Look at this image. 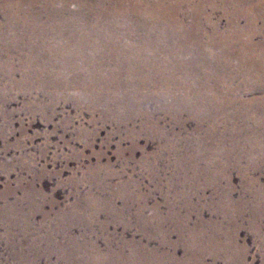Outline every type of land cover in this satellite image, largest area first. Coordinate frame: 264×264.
Wrapping results in <instances>:
<instances>
[{"label": "rangeland", "instance_id": "374dc122", "mask_svg": "<svg viewBox=\"0 0 264 264\" xmlns=\"http://www.w3.org/2000/svg\"><path fill=\"white\" fill-rule=\"evenodd\" d=\"M154 1L147 3H156L155 16L165 18L160 24L182 33L176 46L186 66L174 77L198 87L199 106L205 107L197 109L199 119L183 108L153 111L155 97L168 92V77L159 68L153 86L141 89L150 116L135 118L124 109L111 114V105L96 102L79 82L60 81L66 74L58 53L63 42L30 34V49L12 51L4 44L17 34L0 23V264H52L70 236L80 241L96 235L101 246L139 240L173 255L166 264H264V0ZM74 4L67 8L76 10ZM146 216L154 220L150 225L142 221Z\"/></svg>", "mask_w": 264, "mask_h": 264}, {"label": "bare ground", "instance_id": "6f19581e", "mask_svg": "<svg viewBox=\"0 0 264 264\" xmlns=\"http://www.w3.org/2000/svg\"><path fill=\"white\" fill-rule=\"evenodd\" d=\"M154 1V0H153ZM262 1V0H261ZM260 1V2H261ZM70 2H74L76 10L67 8ZM155 2V1H154ZM248 2V1H247ZM153 3V2H152ZM161 3V2H160ZM156 4V3H155ZM150 5L147 0H0V23L6 32H15L17 36L9 38L5 47L9 50L31 47L30 34L52 36L63 42L58 53L62 57L61 66L66 71V76L61 75L60 81L80 83L86 92H89L96 102L109 103L111 114H119L122 109L129 116H150L142 105L148 97L142 94L141 89L152 87V74L160 69L168 79L167 94L155 97L154 109L158 111L185 109L189 113L197 115V109L203 110V101L199 93H196V85L187 82L183 78L174 77V71L186 66L183 61L181 48L177 47L182 33L177 29L163 27L164 19H157L156 5ZM166 4V3H165ZM262 4V3H261ZM73 5V6H74ZM161 5V4H160ZM164 6V5H163ZM166 6V5H165ZM172 6V5H170ZM249 6V5H248ZM247 6V7H248ZM252 6V5H251ZM256 6V4H255ZM173 7V6H172ZM153 13L151 15V12ZM159 8V7H158ZM255 8V7H253ZM259 8V7H258ZM72 9V8H71ZM165 9V8H164ZM171 10V9H170ZM158 11V10H157ZM190 11V10H189ZM257 12V11H256ZM162 13V12H161ZM166 13V11H165ZM170 13V12H169ZM191 14V13H190ZM166 15V14H165ZM197 15V14H196ZM260 15V13H259ZM159 16V15H158ZM264 16V13H263ZM168 17V16H167ZM169 19V18H168ZM197 21V20H196ZM169 22V21H168ZM193 24V22H192ZM197 23H195L196 25ZM191 26V25H190ZM178 27V26H177ZM186 27V26H185ZM187 28V27H186ZM192 28V26H191ZM190 28V29H191ZM198 28V27H197ZM1 30V29H0ZM190 31V30H189ZM4 32V31H3ZM191 32V31H190ZM6 34V33H5ZM199 34V33H198ZM22 35V36H21ZM194 35V34H193ZM196 35V34H195ZM194 35V36H195ZM190 36V35H189ZM5 37V36H4ZM11 37V35H10ZM202 37V36H200ZM44 38V39H45ZM185 38V37H184ZM183 38V41H184ZM222 38V36H221ZM47 39V38H46ZM53 39V38H51ZM191 39V38H190ZM200 39V38H199ZM198 39V40H199ZM2 41V37H0ZM214 40V39H213ZM216 40V38H215ZM5 41V40H4ZM33 41V40H32ZM196 41V40H195ZM41 42V41H40ZM44 42V41H43ZM186 42V41H185ZM203 42V41H202ZM208 42V41H207ZM206 42V43H207ZM216 42V41H215ZM218 42V41H217ZM221 42V41H220ZM1 43V42H0ZM35 43V42H33ZM42 43V42H41ZM205 43V42H204ZM210 43V42H209ZM208 43V44H209ZM262 43V42H261ZM46 44V43H45ZM58 44V43H57ZM183 44V43H182ZM181 44V45H182ZM225 44V42H224ZM263 44V43H262ZM36 45V44H34ZM261 45V44H260ZM1 46V45H0ZM38 46V45H37ZM189 46V45H188ZM197 46V45H196ZM202 46V45H201ZM221 46V45H220ZM234 46V45H233ZM47 47V46H46ZM54 47V46H53ZM194 47V46H192ZM205 47V46H204ZM213 47V46H212ZM250 47V46H249ZM253 47V46H252ZM251 47V48H252ZM261 47V46H260ZM2 48V46H1ZM36 48V47H35ZM56 48V47H55ZM198 48V47H197ZM203 48V47H202ZM25 49V48H24ZM30 49V48H29ZM58 49V48H57ZM191 49V48H190ZM223 49V48H221ZM228 49V48H226ZM231 49V48H230ZM262 49V48H261ZM2 50V49H1ZM54 50V49H52ZM204 50V49H203ZM209 50V49H208ZM207 50V51H208ZM225 50V49H224ZM4 51V49H3ZM2 51V53H3ZM28 51V50H27ZM57 51V50H56ZM200 51V50H199ZM41 52V51H40ZM54 52V51H53ZM211 52V50L209 51ZM216 52V51H215ZM214 52V53H215ZM233 52V51H232ZM231 52V53H232ZM255 52V51H253ZM16 53V52H15ZM23 53V52H22ZM38 53V52H37ZM43 53V52H42ZM197 53V52H196ZM207 53V52H206ZM220 53V52H219ZM224 53V52H222ZM237 53V52H235ZM250 53V52H249ZM261 53V52H260ZM7 54V53H6ZM28 54V53H27ZM54 54V53H53ZM184 54V53H183ZM239 54V53H237ZM19 55V54H18ZM47 55V54H46ZM51 55V54H50ZM49 55V56H50ZM55 55V54H54ZM53 55V56H54ZM194 55V54H193ZM191 55V56H193ZM205 55V54H204ZM214 55V54H213ZM216 55V54H215ZM10 56V55H9ZM25 56V55H24ZM33 56V55H32ZM185 56V55H184ZM201 56V55H200ZM199 56V57H200ZM203 56V55H202ZM201 56V57H202ZM212 56V54H211ZM217 56V55H216ZM221 56V55H220ZM219 56V57H220ZM226 56V55H225ZM224 56V57H225ZM234 56V55H233ZM246 56V55H245ZM11 57V56H10ZM29 57V56H28ZM59 57V56H58ZM213 57V56H212ZM27 58V57H26ZM45 58V57H44ZM47 58V57H46ZM222 58V57H221ZM231 58V57H229ZM245 58V57H244ZM249 58V57H248ZM1 59V58H0ZM24 59V58H23ZM216 59V58H215ZM237 59V58H236ZM253 59V58H251ZM264 59V58H262ZM36 60V58H35ZM38 60V59H37ZM50 60V59H48ZM187 60V59H186ZM201 60V59H200ZM207 60V58L205 59ZM204 60V61H205ZM211 60V59H210ZM220 60V59H219ZM247 60V59H246ZM250 60V59H249ZM256 60V59H255ZM260 60V59H258ZM193 61V60H191ZM217 61V60H216ZM226 61V60H225ZM242 61V60H241ZM257 61V60H256ZM28 62V61H27ZM31 62V61H30ZM54 62V61H53ZM197 62V61H196ZM249 62V61H248ZM247 62V63H248ZM39 63V62H38ZM37 63V64H38ZM47 63V61L45 62ZM191 63V62H190ZM198 63V62H197ZM203 63V62H202ZM216 63V62H215ZM238 63V62H237ZM258 63V61H257ZM31 64V63H30ZM189 64V63H188ZM193 64V63H192ZM206 64V63H205ZM210 64V63H209ZM222 64V63H220ZM251 64V63H250ZM249 64V65H250ZM53 67L54 65L51 64ZM213 65V64H212ZM229 65V64H228ZM227 65V66H228ZM237 65V64H236ZM245 65V64H244ZM258 65V64H257ZM263 65V64H262ZM21 66V65H20ZM29 66V65H28ZM33 66V65H32ZM36 66V65H35ZM34 66V67H35ZM43 66V65H42ZM190 66V64H189ZM205 66V65H204ZM23 67V66H22ZM25 67V66H24ZM30 67V66H29ZM56 67V66H55ZM188 67V66H187ZM200 67V66H198ZM197 67V68H198ZM215 67V66H214ZM230 67V66H229ZM256 67V66H255ZM1 68V67H0ZM6 68V67H5ZM38 68V67H37ZM57 68V67H56ZM192 68V67H191ZM217 68V66H216ZM237 68V67H236ZM240 68V66H239ZM242 68V66H241ZM257 68V67H256ZM33 69V68H32ZM196 69V68H194ZM201 69V68H200ZM226 69V68H225ZM260 69V68H259ZM263 69V67L261 68ZM5 70V69H4ZM45 70V69H44ZM191 70V69H190ZM242 70V69H241ZM240 70V71H241ZM245 70V67H244ZM3 71V70H2ZM27 71V69H26ZM36 71V70H35ZM53 71V70H52ZM56 71V70H55ZM64 71V70H63ZM181 71V70H180ZM183 71V70H182ZM181 71V72H182ZM189 71V70H188ZM211 71V70H210ZM213 71V70H212ZM217 71V70H216ZM231 71V70H230ZM250 71V70H249ZM255 71V69H253ZM264 71V70H263ZM41 72V71H39ZM44 72V71H43ZM61 72V71H60ZM178 72V71H177ZM176 72V73H177ZM187 72V71H186ZM226 72V71H225ZM228 72V71H227ZM235 72V70H234ZM237 72V71H236ZM260 72V71H258ZM262 72V71H261ZM159 73V72H158ZM161 73V72H160ZM175 73V74H176ZM188 73V72H187ZM197 73V72H196ZM201 73V72H200ZM199 73V74H200ZM204 73V72H203ZM209 73V71H208ZM247 73V72H245ZM252 73V70H251ZM71 76L69 77V75ZM179 74V73H178ZM189 74V73H188ZM214 74V72H213ZM259 74V73H258ZM261 74V73H260ZM4 75V74H3ZM196 75V74H195ZM198 75V74H197ZM201 75V74H200ZM207 75V72H206ZM257 75V74H256ZM37 76V75H36ZM185 76V75H184ZM212 76V75H210ZM219 76V75H218ZM43 77V76H41ZM48 77V76H47ZM51 77V76H50ZM56 77V75L54 76ZM161 77V76H160ZM196 77V76H195ZM209 77V76H208ZM220 77V76H219ZM39 78V76H38ZM166 78V77H165ZM193 78V77H192ZM45 79V78H44ZM158 79V78H157ZM155 79V80H157ZM207 79V78H206ZM251 79V78H250ZM260 79V78H259ZM258 79V80H259ZM263 79V78H262ZM37 80V79H36ZM81 80V81H80ZM193 80V79H192ZM212 80V79H211ZM218 80V79H217ZM41 81V80H40ZM69 81V82H70ZM201 81V80H200ZM210 81V80H209ZM257 81V80H256ZM263 81V80H262ZM44 82V81H43ZM51 82V81H50ZM66 82V81H65ZM68 82V81H67ZM66 82V83H67ZM68 82V83H69ZM208 82V80H207ZM62 83V82H61ZM60 83V85H61ZM67 83V84H68ZM205 83V82H204ZM45 84V83H44ZM165 84V85H166ZM200 84V82H199ZM215 84V83H213ZM251 84V83H250ZM204 85V84H203ZM257 85V84H256ZM255 85V86H256ZM62 86V85H61ZM70 86V85H68ZM164 86V85H163ZM217 86V85H216ZM75 87V86H74ZM110 90L108 94H100L97 89ZM200 87V86H199ZM208 87V86H206ZM211 87V86H210ZM214 87V86H213ZM67 88V87H66ZM79 88V87H78ZM198 88V87H197ZM212 88V87H211ZM76 89V88H75ZM155 89V88H154ZM263 89V88H262ZM83 90V89H82ZM144 90V89H143ZM167 90V88H166ZM199 90V89H198ZM220 90V89H219ZM261 90V88H260ZM264 90V89H263ZM103 91V90H102ZM150 91V90H149ZM203 91V90H202ZM209 92L208 90H206ZM213 91V90H212ZM223 91V90H222ZM224 92V91H223ZM227 92V91H225ZM224 92V93H225ZM151 93V92H149ZM204 93V92H202ZM220 93V92H219ZM87 94V93H86ZM201 94V93H200ZM227 94V93H225ZM203 95V94H202ZM211 95V92H210ZM216 95V94H215ZM214 95V96H215ZM172 98V103L165 102L166 97ZM217 96V95H216ZM79 97V96H78ZM206 97V96H205ZM209 97V96H208ZM207 97V98H208ZM221 97V96H220ZM223 97V95H222ZM83 98V97H82ZM86 98V97H85ZM88 98V97H87ZM86 98V99H87ZM154 98V97H153ZM204 98V96H203ZM212 98V97H211ZM216 98V97H215ZM77 99V97H76ZM150 99V98H149ZM223 99V98H222ZM225 99V98H224ZM213 100V99H212ZM81 101V100H80ZM168 101V100H167ZM233 101V98H232ZM262 101V100H261ZM260 101V102H261ZM153 102V101H152ZM205 102V101H204ZM216 102V101H215ZM214 102V103H215ZM234 102V101H233ZM213 103V104H214ZM87 104V103H86ZM85 104V105H86ZM90 104V103H89ZM95 104V103H94ZM104 104V105H105ZM151 104V103H150ZM211 104V103H210ZM226 104V103H225ZM216 105V104H215ZM264 105V104H263ZM88 106V105H87ZM209 106V105H208ZM218 106V105H217ZM255 106V105H253ZM224 107V106H223ZM109 108V107H108ZM228 108V107H227ZM102 109V108H101ZM110 109V108H109ZM108 109V110H109ZM216 109V108H215ZM224 109V108H223ZM256 109V107H255ZM261 109V108H260ZM264 109V108H263ZM97 110V109H96ZM103 110V109H102ZM105 110V109H104ZM218 110V108H217ZM212 111V110H211ZM244 111V110H243ZM259 111V110H258ZM99 112V111H98ZM103 112V111H102ZM108 112V111H107ZM173 112V111H172ZM178 112V111H177ZM176 112V113H177ZM185 112V111H183ZM208 112V111H207ZM219 112V110H218ZM248 112V111H247ZM152 113V112H151ZM159 113V112H158ZM167 113V112H165ZM187 113V112H186ZM229 113V112H228ZM234 113V112H233ZM232 113V114H233ZM242 113V112H241ZM252 113V112H251ZM261 113V111H260ZM264 113V112H263ZM105 114V113H103ZM201 114V113H200ZM208 114V113H207ZM230 114V113H229ZM238 114V113H237ZM124 115V114H123ZM186 115V114H185ZM126 116V115H125ZM158 116V115H157ZM195 116V117H196ZM111 117V116H110ZM118 117V116H117ZM116 117V118H117ZM121 117V116H120ZM172 117V114H171ZM194 117V116H193ZM207 117V116H206ZM212 117V115H211ZM214 117V115H213ZM218 117V116H216ZM243 117V116H242ZM241 117V118H242ZM248 117V116H247ZM107 118V117H106ZM115 118V119H116ZM150 118V117H149ZM204 118V117H203ZM202 118V119H203ZM240 118V119H241ZM249 118V117H248ZM247 118V119H248ZM128 119V118H127ZM148 119V118H147ZM195 119V118H194ZM193 119V120H194ZM259 119V118H258ZM112 120V119H111ZM120 120V119H119ZM142 120V119H141ZM153 120V119H152ZM230 120V119H229ZM232 120V119H231ZM249 120V119H248ZM143 121V120H142ZM145 121V120H144ZM158 121V120H157ZM192 121V120H191ZM209 121V120H208ZM252 121V120H251ZM259 121V120H258ZM120 122V121H118ZM135 122V121H134ZM139 122V121H138ZM150 122V121H149ZM148 122V123H149ZM234 122V121H233ZM239 122V121H238ZM253 122V121H252ZM121 123V122H120ZM242 123V122H241ZM256 123V122H255ZM147 124V123H146ZM177 124V123H176ZM232 124V123H231ZM253 124V123H252ZM261 124V122H260ZM259 124V125H260ZM120 125V124H119ZM180 125V124H179ZM182 125V124H181ZM248 125V124H247ZM117 126V124H116ZM158 126V125H157ZM233 126V125H231ZM244 126V125H242ZM251 126V123H250ZM153 127V126H152ZM198 127V126H197ZM261 127V126H260ZM149 128V127H147ZM184 128V127H183ZM228 128V127H226ZM247 128V127H246ZM152 129V128H151ZM249 129V128H248ZM260 129V128H259ZM144 130V129H143ZM146 130V129H145ZM159 130V129H158ZM244 130V129H243ZM252 130V128H251ZM256 130V129H255ZM165 131V130H164ZM227 131V130H226ZM229 131V130H228ZM231 131V130H230ZM247 131V130H246ZM151 132H153L151 130ZM161 132V131H160ZM159 132V133H160ZM248 132V131H247ZM260 132V131H259ZM150 133V132H149ZM163 133V132H162ZM168 133V132H167ZM246 133V132H245ZM250 133V132H249ZM262 133V132H261ZM157 134V133H156ZM211 134V133H209ZM231 134V133H230ZM162 135V134H161ZM173 135V134H172ZM243 135V134H242ZM252 135V134H251ZM263 135V134H262ZM150 136V135H149ZM156 136V135H155ZM166 136V135H165ZM168 136V135H167ZM166 136V137H167ZM211 136V135H210ZM213 136V135H212ZM264 136V135H263ZM162 137H164L162 135ZM187 137V136H186ZM217 137V136H216ZM234 137V136H233ZM255 137V136H253ZM257 137V136H256ZM184 138V137H183ZM214 138V137H213ZM248 138V137H247ZM158 140L161 138H157ZM165 139V137H164ZM235 139V138H233ZM188 140V139H187ZM198 140V139H196ZM216 140V139H215ZM192 141V140H191ZM199 141V140H198ZM201 141V140H200ZM253 141V140H252ZM196 142V141H195ZM202 142V141H201ZM205 142V141H204ZM183 143V142H182ZM210 143V142H209ZM240 143V142H239ZM221 144V143H220ZM218 143V145H220ZM233 144V143H232ZM184 145V143H183ZM188 145V144H187ZM204 145V144H203ZM210 145V144H209ZM244 145V144H243ZM255 145V144H252ZM258 145V144H256ZM186 146V145H185ZM190 146V145H189ZM211 146V145H210ZM234 146V145H233ZM247 146V145H246ZM187 147V146H186ZM191 147V146H190ZM189 147V148H190ZM203 147V146H202ZM240 147V146H239ZM195 148V147H194ZM204 148V147H203ZM207 148V147H206ZM214 148V147H213ZM218 148V147H217ZM210 149V148H209ZM223 149V148H222ZM229 149V148H228ZM234 149V148H233ZM190 150V149H189ZM199 150V148H198ZM216 150V149H215ZM224 150V149H223ZM236 150V149H234ZM256 150V149H255ZM196 151V150H194ZM228 151V150H227ZM249 151V150H247ZM251 151V150H250ZM205 152V151H204ZM231 152V151H229ZM228 152V153H229ZM245 152V151H244ZM203 153V152H202ZM214 153V152H213ZM212 153V154H213ZM221 153V151H220ZM224 153V152H222ZM233 153V152H232ZM231 153V154H232ZM194 154V153H193ZM208 154V153H207ZM217 154V153H216ZM238 154V153H237ZM222 155V154H221ZM228 155V154H227ZM236 155V154H235ZM248 155V154H246ZM195 156V155H194ZM199 156V155H198ZM201 156V155H200ZM206 156V155H205ZM220 156V155H219ZM209 157V156H208ZM212 157V156H211ZM223 157V156H222ZM241 157V156H240ZM245 157V155H244ZM161 158V156H160ZM204 158V157H203ZM227 158V157H226ZM242 158V157H241ZM181 159V158H180ZM206 159V158H205ZM215 159V158H214ZM223 159V158H222ZM225 159V158H224ZM216 160V159H215ZM208 161V160H207ZM230 161V160H229ZM239 161V160H238ZM237 161V162H238ZM247 161V160H246ZM180 162V161H179ZM194 162V161H193ZM185 163V162H184ZM230 163V162H229ZM214 164V163H213ZM179 165V164H178ZM229 165V164H228ZM231 165V164H230ZM253 165V164H252ZM177 166V165H176ZM190 166V165H189ZM193 166V165H192ZM227 166V165H226ZM236 166V165H235ZM182 167V166H181ZM191 167V166H190ZM211 167V166H210ZM228 167V166H227ZM226 167V168H227ZM255 167V166H253ZM151 168V167H150ZM155 168V167H154ZM203 168V167H202ZM186 169V168H185ZM199 169V168H198ZM156 170V169H155ZM207 170V169H206ZM181 171V170H179ZM185 171V170H184ZM200 171H202L200 169ZM229 175V173H228ZM216 180V179H215ZM219 183V182H218ZM243 185V184H242ZM212 186V185H211ZM216 186V185H214ZM223 186V185H222ZM244 186V185H243ZM245 187V186H244ZM225 188V187H224ZM247 188V187H246ZM216 189V188H215ZM249 189V188H248ZM257 189V188H256ZM255 189V190H256ZM226 191V190H225ZM259 191V190H258ZM230 193V192H229ZM227 194V193H225ZM260 194V193H259ZM228 195V194H227ZM258 195V194H257ZM221 196V195H220ZM259 196V195H258ZM228 198V197H227ZM219 199V198H218ZM223 200V199H222ZM221 200V201H222ZM227 200V199H226ZM230 200V199H229ZM219 201V200H218ZM238 201V200H237ZM240 201V200H239ZM245 201V200H244ZM253 201V200H252ZM249 202V200H248ZM263 202V201H262ZM234 203V202H233ZM228 204V203H227ZM227 204L225 206H227ZM257 204V203H256ZM142 205V204H141ZM220 205V204H219ZM231 205V204H230ZM236 205V204H234ZM259 205V204H258ZM261 205V204H260ZM112 206V205H111ZM122 206V205H121ZM170 206V205H169ZM232 206V205H231ZM242 206V205H241ZM247 206V205H246ZM253 206V205H252ZM109 207V206H108ZM107 207V208H108ZM115 207V206H114ZM126 207V206H125ZM145 207V206H144ZM154 207V206H153ZM157 207V206H156ZM236 207V206H235ZM256 207V205H255ZM110 208V207H109ZM113 208V207H111ZM170 208V207H169ZM229 208V206H228ZM239 208V207H238ZM116 209V208H115ZM118 209V208H117ZM127 209V208H126ZM240 209V208H239ZM262 209V207L260 208ZM105 210V209H103ZM107 210V209H106ZM105 210V211H106ZM124 210V209H123ZM147 210V209H146ZM157 210V208H156ZM226 210V209H224ZM223 210V211H224ZM233 210V209H232ZM251 210V208H250ZM255 210V209H253ZM117 211V210H116ZM141 211V210H140ZM159 211V210H158ZM257 211V210H256ZM222 212V211H221ZM231 212V211H230ZM236 212V211H235ZM263 212V211H262ZM107 213V212H106ZM117 213V212H116ZM126 213V212H125ZM129 213V212H128ZM159 213V212H158ZM224 213V212H223ZM227 213V212H226ZM233 213V212H232ZM110 214V213H109ZM152 214V213H151ZM169 213H167V216ZM105 215V214H104ZM120 216V214H118ZM125 215V214H124ZM140 215V214H139ZM144 215V214H143ZM142 215V216H143ZM154 215V213H153ZM165 215V214H164ZM225 215V214H223ZM237 215V214H236ZM239 215V214H238ZM250 215V214H249ZM113 216V215H112ZM150 216V215H149ZM152 216V215H151ZM159 216V214H158ZM161 216V215H160ZM159 216V218H160ZM227 216V214H226ZM234 216V215H233ZM257 216V215H256ZM262 216V215H261ZM110 217V216H109ZM116 217V216H115ZM118 217V216H117ZM121 217V216H120ZM172 217V216H170ZM249 217V216H248ZM258 217V216H257ZM230 218V217H229ZM236 218V217H235ZM239 218V216H238ZM108 219V218H107ZM123 219V218H122ZM137 219V218H135ZM171 220V218H169ZM199 219V218H198ZM241 219V218H240ZM243 219V218H242ZM252 219V218H251ZM255 219V218H253ZM252 219V220H253ZM167 220V219H166ZM174 220V219H173ZM179 220V219H178ZM232 220V218H231ZM248 220V219H247ZM246 220V221H247ZM112 221V220H111ZM115 221V220H114ZM120 221V220H119ZM123 221V220H122ZM145 224L150 225L153 218H143ZM157 221V220H156ZM199 221V220H197ZM226 221V220H225ZM230 221V220H229ZM228 221V222H229ZM251 221V220H250ZM259 221V220H258ZM107 222V221H106ZM118 222V221H117ZM158 223V222H157ZM160 223V222H159ZM168 223V222H167ZM178 223V222H177ZM227 223V222H226ZM249 223V222H248ZM247 223V224H248ZM252 223V222H251ZM175 224V223H174ZM211 224V222L209 223ZM228 224V223H227ZM226 224V225H227ZM236 224V223H235ZM129 225V224H128ZM178 225V224H177ZM256 225V224H255ZM258 225V224H257ZM260 225V223H259ZM130 226V225H129ZM202 226V225H201ZM204 226V225H203ZM230 226V224H229ZM235 226V225H234ZM253 226V225H252ZM103 227V226H102ZM158 227V226H156ZM161 227V226H160ZM181 227V226H180ZM217 227V226H215ZM223 228V226L221 225ZM165 228V227H163ZM196 228V227H195ZM104 229V228H103ZM128 229V228H127ZM185 229V228H184ZM219 228H217L218 230ZM250 229V228H249ZM255 229V228H253ZM258 229V228H257ZM262 229V227H261ZM264 229V228H263ZM126 230V229H125ZM142 230V229H141ZM165 230V229H164ZM167 230V229H166ZM186 230V229H185ZM230 230V229H229ZM235 230V229H234ZM239 230V229H238ZM104 231V230H103ZM124 231V230H123ZM129 231V230H128ZM148 231V230H147ZM150 231V229H149ZM184 231V230H183ZM191 231V230H190ZM256 231V230H255ZM122 232V231H121ZM194 232V231H193ZM215 232V231H214ZM227 232V231H226ZM225 232V233H226ZM235 232V231H233ZM237 232V231H236ZM260 232V231H259ZM147 233V232H146ZM155 233H158L156 228ZM181 233V232H180ZM213 233V232H212ZM224 233V232H223ZM232 233V231H231ZM258 233V231H257ZM164 234V233H163ZM235 234V233H233ZM231 234V235H233ZM122 235V234H121ZM149 235V234H148ZM160 235V233H159ZM216 235V234H214ZM230 235V234H229ZM236 235V234H235ZM239 235V234H238ZM237 235V236H238ZM258 235V234H257ZM145 236V235H144ZM150 236V235H149ZM156 236V235H155ZM163 236V235H162ZM220 236V235H219ZM224 236V235H223ZM259 236V235H258ZM116 237V236H115ZM161 237V236H160ZM190 237V236H189ZM222 237V236H221ZM235 237V236H234ZM257 237V236H256ZM103 238V237H102ZM121 238V237H120ZM125 238V237H124ZM138 238V237H137ZM150 238V237H149ZM153 238V236H152ZM163 238V237H162ZM165 238V237H164ZM187 238V237H186ZM196 238V237H194ZM193 238V239H194ZM200 238V237H199ZM203 238V237H202ZM205 238V237H204ZM212 238V237H210ZM219 238V237H218ZM228 238V237H227ZM226 238V239H227ZM105 239V238H104ZM111 239V238H110ZM118 239V238H117ZM128 239V238H127ZM144 239V238H143ZM159 239V238H158ZM161 239V238H160ZM181 239V238H180ZM188 239V238H187ZM224 239V238H223ZM229 239V238H228ZM68 245L58 246L57 259L52 264H166L165 259L174 256H166L158 252V248H149L136 240L122 242H103L101 237L83 238L80 241L74 236L68 239ZM145 240V239H144ZM196 240V239H195ZM234 240V238H233ZM261 240V239H260ZM167 241V240H166ZM165 241V242H166ZM177 241V240H176ZM194 241V240H193ZM192 241V242H193ZM214 241V240H212ZM243 241V240H242ZM146 242V241H145ZM155 242V241H154ZM181 242V241H180ZM199 242V241H198ZM217 242V241H216ZM221 242V241H220ZM225 242V241H224ZM230 242V240H229ZM245 242V241H243ZM144 243V242H143ZM160 243V242H159ZM173 243H175L173 241ZM203 243V242H202ZM201 243V244H202ZM214 243V242H213ZM236 243V242H235ZM239 243V242H238ZM189 244V243H188ZM192 244V243H191ZM209 244V243H208ZM218 244V243H217ZM221 244V243H220ZM219 244V245H220ZM180 245V244H179ZM178 245V246H179ZM182 245V244H181ZM216 245V244H215ZM230 245V244H229ZM236 245V244H235ZM244 245V244H242ZM263 245V244H262ZM169 246V245H168ZM172 246V245H170ZM198 246V245H197ZM127 247V248H125ZM209 247V246H208ZM237 247V246H236ZM241 247V246H240ZM243 247V246H242ZM248 247V246H247ZM175 248V246H173ZM172 248V249H173ZM220 248V247H219ZM234 248V247H233ZM232 248V249H233ZM264 248V247H263ZM162 249V248H160ZM165 249V248H164ZM183 249V248H182ZM198 249V247H197ZM202 249V248H201ZM209 249V248H208ZM217 249V248H216ZM221 249V248H220ZM228 249V248H226ZM167 250V249H166ZM243 250V249H242ZM160 251V250H159ZM168 251V250H167ZM166 251V252H167ZM182 251V250H181ZM180 251V252H181ZM184 251V250H183ZM194 252V250H192ZM209 251V250H208ZM238 251V250H237ZM165 252V251H164ZM171 252V251H169ZM213 252V251H212ZM218 252V251H217ZM223 252V251H221ZM230 252V251H229ZM233 252V251H232ZM231 252V253H232ZM184 253V252H183ZM209 253V252H208ZM211 253V252H210ZM189 254V253H188ZM200 254V253H199ZM204 254V253H203ZM228 254V253H227ZM237 254V253H236ZM183 256L182 254H180ZM185 255V254H184ZM187 255V254H186ZM206 255V254H205ZM225 254H223L224 256ZM235 255V254H234ZM242 255V254H241ZM191 256V254H190ZM218 256V255H217ZM239 256V255H238ZM246 256V255H244ZM243 256V258H244ZM196 257V256H195ZM222 257V256H221ZM229 257V256H228ZM185 258V257H184ZM187 258V257H186ZM204 258V256H203ZM213 258V257H212ZM220 258V257H218ZM180 259V258H179ZM183 259V258H182ZM225 259V258H224ZM230 259V258H229ZM169 260V259H167ZM176 260V259H175ZM205 260V259H203ZM227 260V259H226ZM184 261V260H183ZM190 261V260H189ZM200 260L198 259V262ZM209 261V260H208ZM224 261V260H223ZM236 261V260H235ZM177 261H174V263ZM180 262V261H179ZM182 262V261H181ZM186 262V261H185ZM201 262V261H200ZM217 262V261H216ZM243 262V260H242ZM245 262V261H244ZM248 262V261H247ZM193 263V262H192ZM212 263V262H208ZM224 263V262H223ZM239 263V262H238ZM177 264V263H176ZM187 264V263H186ZM191 264V263H190ZM204 264V263H203ZM222 264V263H221ZM227 264V263H226ZM234 264V263H233ZM241 264V263H240Z\"/></svg>", "mask_w": 264, "mask_h": 264}]
</instances>
